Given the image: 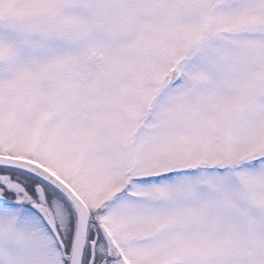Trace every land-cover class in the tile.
<instances>
[{"label": "snow or ice", "instance_id": "1", "mask_svg": "<svg viewBox=\"0 0 264 264\" xmlns=\"http://www.w3.org/2000/svg\"><path fill=\"white\" fill-rule=\"evenodd\" d=\"M0 264H264V0H0Z\"/></svg>", "mask_w": 264, "mask_h": 264}]
</instances>
